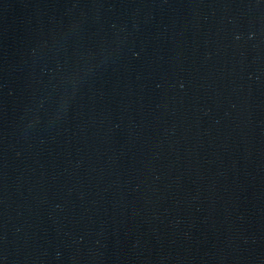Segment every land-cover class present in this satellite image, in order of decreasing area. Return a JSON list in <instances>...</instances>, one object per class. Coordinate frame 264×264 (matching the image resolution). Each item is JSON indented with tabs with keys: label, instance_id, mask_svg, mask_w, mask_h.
Returning <instances> with one entry per match:
<instances>
[{
	"label": "water",
	"instance_id": "obj_1",
	"mask_svg": "<svg viewBox=\"0 0 264 264\" xmlns=\"http://www.w3.org/2000/svg\"><path fill=\"white\" fill-rule=\"evenodd\" d=\"M0 264H264V0H0Z\"/></svg>",
	"mask_w": 264,
	"mask_h": 264
}]
</instances>
